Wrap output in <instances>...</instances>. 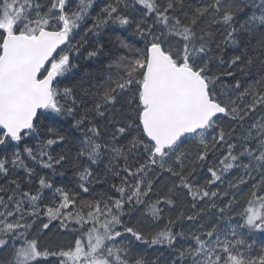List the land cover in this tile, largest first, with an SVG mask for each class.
<instances>
[{
    "label": "snow or ice",
    "instance_id": "snow-or-ice-1",
    "mask_svg": "<svg viewBox=\"0 0 264 264\" xmlns=\"http://www.w3.org/2000/svg\"><path fill=\"white\" fill-rule=\"evenodd\" d=\"M0 264H264V0H0Z\"/></svg>",
    "mask_w": 264,
    "mask_h": 264
}]
</instances>
